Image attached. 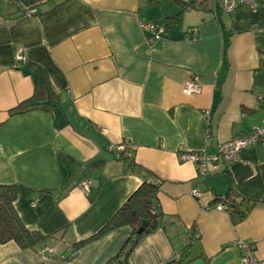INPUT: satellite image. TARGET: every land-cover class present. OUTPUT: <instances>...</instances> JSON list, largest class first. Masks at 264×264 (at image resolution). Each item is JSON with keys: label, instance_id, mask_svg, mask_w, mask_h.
Returning a JSON list of instances; mask_svg holds the SVG:
<instances>
[{"label": "crops", "instance_id": "0c3cea01", "mask_svg": "<svg viewBox=\"0 0 264 264\" xmlns=\"http://www.w3.org/2000/svg\"><path fill=\"white\" fill-rule=\"evenodd\" d=\"M256 2L230 13L204 0L166 29L180 10L174 0H0V184L17 185L21 218L46 236L33 248L0 243V264H107L129 225L74 244L143 182L159 183L160 226L131 264H169L193 235L205 264H241V239L264 259V145L206 176L185 157L264 127V0ZM193 76L202 91L185 94ZM36 92L37 107L10 112ZM231 188L252 203L237 223L215 208Z\"/></svg>", "mask_w": 264, "mask_h": 264}, {"label": "trees", "instance_id": "16d2710c", "mask_svg": "<svg viewBox=\"0 0 264 264\" xmlns=\"http://www.w3.org/2000/svg\"><path fill=\"white\" fill-rule=\"evenodd\" d=\"M162 0H146L147 4H160ZM180 10L173 16L164 20L166 29L169 25L180 20L183 12L189 8L200 6L204 0H174ZM31 10V9H28ZM24 10V15H29ZM234 12V11H233ZM232 13V12H230ZM160 26V25H158ZM37 92L34 95L11 109V113H21L37 107ZM159 183L143 182L122 204V206L108 219V221L95 234L85 240L74 244V251L86 242L98 239L107 232L124 225L131 227V233L116 256L107 264H131L130 255L142 238L155 231L160 226V214L156 210L155 199L157 197ZM235 190L231 188L226 195L218 196L217 201L226 205V211L235 223L244 219L251 209L252 203L247 198L237 197ZM18 198L16 184H0V243L15 241L20 246L33 248L46 236L37 229L25 224L21 218L15 202ZM143 220H148L143 224ZM198 236L193 235L192 240L180 253V259L174 258L171 264H191L205 255L198 244Z\"/></svg>", "mask_w": 264, "mask_h": 264}, {"label": "built area", "instance_id": "2783aa9c", "mask_svg": "<svg viewBox=\"0 0 264 264\" xmlns=\"http://www.w3.org/2000/svg\"><path fill=\"white\" fill-rule=\"evenodd\" d=\"M223 9L227 12H233L240 6L254 7L256 6V0H219ZM35 12L34 9L28 10V14L31 15ZM146 27L153 30L154 34L157 35L159 32L163 31V28L157 24H146ZM18 64L25 63L26 58L22 53H18L15 56ZM202 91V85L198 82L196 76H193L183 87V92L185 94H198ZM264 145V127L261 125H256L254 130L248 134H243L235 136L230 140L221 144L217 152L213 154H208L203 151L193 152L186 154L185 157L194 160L198 164V171L201 176H206L210 172L214 171L220 162H224L229 165L234 161H237L240 156L242 149L255 145ZM91 179H85L82 184V189L89 192V187L91 184ZM192 194L194 197L198 198L202 196V191L199 187H194L192 189ZM35 204V203H34ZM217 210L226 211V205L223 202H219L215 205ZM237 245L241 252V264H264V259H259L256 256V247L254 243L248 240H239ZM177 259H180V254L176 255ZM171 264V263H169Z\"/></svg>", "mask_w": 264, "mask_h": 264}, {"label": "water", "instance_id": "95a60500", "mask_svg": "<svg viewBox=\"0 0 264 264\" xmlns=\"http://www.w3.org/2000/svg\"><path fill=\"white\" fill-rule=\"evenodd\" d=\"M148 223V220H143V224H147ZM191 264H205L204 260L202 259H199V260H196L195 262L191 263Z\"/></svg>", "mask_w": 264, "mask_h": 264}, {"label": "rangeland", "instance_id": "374dc122", "mask_svg": "<svg viewBox=\"0 0 264 264\" xmlns=\"http://www.w3.org/2000/svg\"><path fill=\"white\" fill-rule=\"evenodd\" d=\"M81 187H82V184H81Z\"/></svg>", "mask_w": 264, "mask_h": 264}]
</instances>
